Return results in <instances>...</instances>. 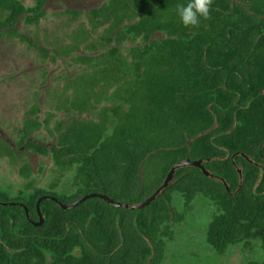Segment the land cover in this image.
<instances>
[{
	"label": "trees",
	"instance_id": "16d2710c",
	"mask_svg": "<svg viewBox=\"0 0 264 264\" xmlns=\"http://www.w3.org/2000/svg\"><path fill=\"white\" fill-rule=\"evenodd\" d=\"M47 1L0 0V39L19 35L45 56L80 52L73 59L83 70L67 83L58 110L91 117L59 120L50 144L32 137L43 126L37 106L25 119L20 144L51 157L60 174L38 187L26 165L25 187L0 194V264H163L172 225L185 218L173 207L175 194L186 207L197 196L215 206L207 241L217 252L254 241L264 252V0H212L209 17L194 27L176 14L186 0H104L87 13V26L51 48L16 28L22 19L40 24ZM187 158L203 159L211 176L180 168L143 209L98 197L64 209L44 199L45 222L36 226L22 206L39 221L45 195L70 204L101 193L137 204ZM65 172L72 176L60 184ZM66 188L77 190L55 193ZM251 264H264V256Z\"/></svg>",
	"mask_w": 264,
	"mask_h": 264
},
{
	"label": "rangeland",
	"instance_id": "374dc122",
	"mask_svg": "<svg viewBox=\"0 0 264 264\" xmlns=\"http://www.w3.org/2000/svg\"><path fill=\"white\" fill-rule=\"evenodd\" d=\"M32 7L35 0H22ZM104 1V0H103ZM102 0H48L45 16L40 24L29 25L22 19L16 28L19 34L26 35L36 44L51 48L54 44L66 43L69 36L78 28L87 26V13L99 6ZM82 10L75 18L68 10ZM71 55L45 56L39 49L19 35L4 34L0 39V194L12 197L25 187L28 180L35 186L49 188L56 181L60 171L51 157L43 156L31 150L22 149L21 129L25 119L37 106L43 122L33 138L40 143L50 144L56 140L55 127L59 120L74 117L89 118L91 112H72L59 109L65 94L67 83L79 75L83 67ZM46 121L48 123L46 124ZM2 140H9L6 145ZM21 151V152H20ZM29 167L27 180L21 175V169ZM143 177L147 170L142 168ZM152 173V170H151ZM58 179L60 184L68 182L71 174ZM77 189H59V197L72 196ZM173 207L185 218L172 225L174 236L167 241L163 264H251L264 256L260 241H254L250 247H229L219 253L207 241L208 227L215 206L205 196H197L188 207L180 194L174 195Z\"/></svg>",
	"mask_w": 264,
	"mask_h": 264
},
{
	"label": "water",
	"instance_id": "95a60500",
	"mask_svg": "<svg viewBox=\"0 0 264 264\" xmlns=\"http://www.w3.org/2000/svg\"><path fill=\"white\" fill-rule=\"evenodd\" d=\"M22 149H24V147H22ZM188 166L198 167V168H200L205 173V175L211 176L210 171H208L207 168L204 165V160L203 159H196V160H194V159H191V158H187V159H185L183 161H180L177 164H175L171 168V170L169 171V173L167 174V176L164 179L162 185L156 191H154L150 196H148L147 198H145L144 200H142L141 202H139L137 204H130V203H127V202L118 201V200H116L114 198L105 196L104 194H101V193H89V194H85L82 197H80L78 200H76L75 202H72L70 204H65V203L61 202L55 196L45 195V196L41 197L38 200V203H37V211H38V215H39V221L32 220L30 218V214H29L28 208L24 204H22V206L26 209L27 216L30 219V221L34 225H36V226L43 225L44 222H45V219L43 217V214H42V212L40 210V202L42 200H44V199L54 200V201L58 202L64 209L76 207V206L80 205L81 203L85 202L86 200H88V199H90L92 197H98V198L104 199L108 203H110V204H112V205H114L116 207H119V208H125V209H131V210H134V209H143V208L147 207L148 205H150L154 200H156L157 197L162 193V191L165 190L172 183V181L174 180V177H175V173H176V171L178 169L183 168V167H188ZM239 172H240V175L242 177L241 170H239ZM224 183L227 186V183H226L225 180H224ZM227 188L229 189L228 186H227ZM3 204H5V203H3Z\"/></svg>",
	"mask_w": 264,
	"mask_h": 264
},
{
	"label": "clouds",
	"instance_id": "9594fccd",
	"mask_svg": "<svg viewBox=\"0 0 264 264\" xmlns=\"http://www.w3.org/2000/svg\"><path fill=\"white\" fill-rule=\"evenodd\" d=\"M212 0H186L176 5V14L185 27L198 26L201 18L210 15Z\"/></svg>",
	"mask_w": 264,
	"mask_h": 264
},
{
	"label": "flooded vegetation",
	"instance_id": "af4514ba",
	"mask_svg": "<svg viewBox=\"0 0 264 264\" xmlns=\"http://www.w3.org/2000/svg\"><path fill=\"white\" fill-rule=\"evenodd\" d=\"M7 141H8V140H7ZM8 142H9V141H8ZM259 166H260V167L264 166V163H262V164H259Z\"/></svg>",
	"mask_w": 264,
	"mask_h": 264
}]
</instances>
